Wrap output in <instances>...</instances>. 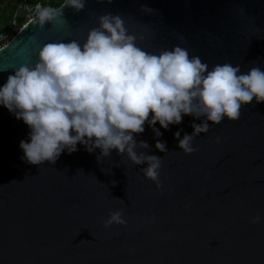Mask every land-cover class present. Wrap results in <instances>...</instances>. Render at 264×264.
Returning a JSON list of instances; mask_svg holds the SVG:
<instances>
[{
	"label": "water",
	"instance_id": "water-1",
	"mask_svg": "<svg viewBox=\"0 0 264 264\" xmlns=\"http://www.w3.org/2000/svg\"><path fill=\"white\" fill-rule=\"evenodd\" d=\"M106 13L125 17L150 51L181 44L209 68L264 69V0H86L79 13L64 10L67 26L20 27L0 49V87L41 44L82 39ZM200 122L184 116L168 130L155 125L167 153L155 149L147 124L136 137L163 160L157 191L139 171L147 165L115 150L98 162L99 150L78 144L54 165L24 162L19 144L30 129L0 106V264H264V219L250 223L257 213L264 218V103L253 100L239 120L210 126L184 155L174 134H191ZM116 210L126 226L104 228Z\"/></svg>",
	"mask_w": 264,
	"mask_h": 264
},
{
	"label": "clouds",
	"instance_id": "clouds-1",
	"mask_svg": "<svg viewBox=\"0 0 264 264\" xmlns=\"http://www.w3.org/2000/svg\"><path fill=\"white\" fill-rule=\"evenodd\" d=\"M85 4L86 0H63L59 8L37 5L26 27L40 32L58 21L67 26L64 10L79 13ZM144 39L130 31L125 17L106 13L82 39L43 43L34 61L14 67V74L0 87V106L30 129L28 140L19 144L21 159L30 165H54L63 152L78 151L79 144L89 153L99 150L101 162L115 150L134 166L147 165L139 171L160 191L163 160L148 154L146 141L136 139L146 124L157 138L155 149L167 153L166 142L158 139L163 133L155 125L168 130L181 124L184 116L200 120L191 125V134L182 138L180 131L174 134L179 151L191 155L197 151L193 142L210 126L239 120L242 108L253 100L264 103L261 67L253 64L245 72L239 64L224 62L209 68L181 44L153 52ZM123 216L121 210L109 212L103 227L126 226ZM262 219L257 213L250 223Z\"/></svg>",
	"mask_w": 264,
	"mask_h": 264
},
{
	"label": "trees",
	"instance_id": "trees-1",
	"mask_svg": "<svg viewBox=\"0 0 264 264\" xmlns=\"http://www.w3.org/2000/svg\"><path fill=\"white\" fill-rule=\"evenodd\" d=\"M21 0H0V32L7 30L12 19L18 24L23 25L25 19L22 15L16 14L18 4ZM30 5L39 4L43 6L58 8L63 0H28Z\"/></svg>",
	"mask_w": 264,
	"mask_h": 264
},
{
	"label": "built area",
	"instance_id": "built-area-1",
	"mask_svg": "<svg viewBox=\"0 0 264 264\" xmlns=\"http://www.w3.org/2000/svg\"><path fill=\"white\" fill-rule=\"evenodd\" d=\"M39 4L30 5L27 0H21L18 4V8L16 10V14L22 13V16L25 19V22H27V19L35 13L36 6ZM20 27L22 25H18L14 19L10 22V26L7 30L0 32V49L6 45L5 40L3 37H5L8 41L12 39V37L19 31Z\"/></svg>",
	"mask_w": 264,
	"mask_h": 264
},
{
	"label": "rangeland",
	"instance_id": "rangeland-1",
	"mask_svg": "<svg viewBox=\"0 0 264 264\" xmlns=\"http://www.w3.org/2000/svg\"><path fill=\"white\" fill-rule=\"evenodd\" d=\"M28 1V0H27ZM19 15H22V13H19Z\"/></svg>",
	"mask_w": 264,
	"mask_h": 264
}]
</instances>
